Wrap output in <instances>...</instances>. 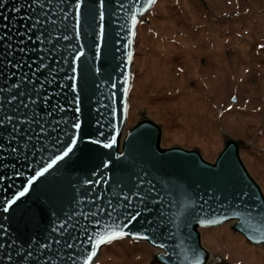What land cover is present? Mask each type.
I'll list each match as a JSON object with an SVG mask.
<instances>
[{
    "label": "water",
    "instance_id": "95a60500",
    "mask_svg": "<svg viewBox=\"0 0 264 264\" xmlns=\"http://www.w3.org/2000/svg\"><path fill=\"white\" fill-rule=\"evenodd\" d=\"M22 2L23 0H6L5 6L0 8V25H7L0 31V35L7 32L8 36L12 37L9 40L8 36H5V40L0 41V53H5V43L12 44L14 48L17 47L16 33L23 31L24 21L21 20L15 28L12 24H16L23 14L28 13L27 9L22 10L21 13L14 11L15 8L21 7ZM121 2L124 5L122 10L118 8L114 0H106L105 20L99 21L98 13L95 19L90 14L98 9V0H84L80 10L82 15L77 22L74 18L75 8L69 6L71 0H64L62 5L60 0H55L57 6L53 7L52 11L56 18L68 26L67 32L61 29L59 35L66 34L69 40L58 38L64 61L67 63L58 64L49 60L50 67H59L62 70L56 73V83L48 87L46 94L51 96L53 104L59 102L65 109L59 115L63 116L69 124L73 116L82 121V129L76 130L82 138L67 158L62 162L58 161L43 176L37 177L32 186H28L27 177L34 175V167L40 165L38 156L32 166L21 169L22 176L15 177L14 182L7 178L0 181V184L7 185L5 190L0 192V204L5 198H11L23 187H29L25 196L11 206L8 213H3L0 208V223L4 224L7 229L8 238L16 240L19 245L25 239H36L43 242L50 236L58 237V234L53 232L54 227L74 211L75 217L72 222L76 223L78 220L80 227L87 226L89 234L98 227L103 230L106 223L112 222L108 216L103 213L97 216L96 220L99 221L97 225L95 220L85 221L80 216V212H87L90 208L94 210V205L89 202L90 200L95 204L105 206L109 200L116 204L118 200L123 199L133 183L142 180L156 185L157 190L165 189L161 193L164 204L162 206L150 205L153 211L144 212L139 223L129 229L132 233H139L138 236L128 235L112 242L120 239L146 242L156 250L153 259L157 264H188L183 255L179 257L173 255L172 248L175 247L176 252H181V245L184 247L192 245L199 251L201 264H211L215 258L203 245L201 229L218 227L231 222L232 229L241 234L249 243L257 246L264 245L252 239L254 234L258 235V230L264 232V212L256 210L259 207L258 200L264 203V191L241 156V141L226 136L223 148L215 160L209 161L197 149L163 146L162 127L151 117L143 116L127 129L129 97L134 77L133 61L137 28L141 19L154 5L148 7L146 0H121ZM133 15L137 17L134 27L131 20ZM65 16L67 19H64ZM2 17H8V20ZM13 17L16 20H13ZM77 23L79 24V36L73 32ZM99 23L105 26V37L99 41L102 45L101 56L93 59L92 43L98 39ZM72 45H83L82 50L85 55L79 60L74 61V54H69ZM11 50L8 49V51ZM127 53L132 55L129 57ZM19 55L20 53L17 52L16 56L19 57ZM5 59L12 60L13 58L6 54L0 55V64H4ZM69 64L76 69L75 72ZM96 68L100 71L96 72ZM23 70L29 71L27 65ZM10 71L17 70L11 68ZM41 71L44 75L40 77V80L43 81L48 73L43 69ZM0 72H4V67H0ZM73 76L75 79H67ZM15 79L13 77V81ZM71 85H76V87L73 88ZM125 89L128 90L125 91ZM53 93L55 95H52ZM76 95L80 97L78 105L74 104ZM76 107L81 108L80 113L75 112ZM10 131V126L6 129L0 128V132L5 135ZM72 131L69 128L70 135ZM101 132L104 136L100 135ZM89 136L92 140L100 139L104 143H107L111 137H115L116 142L111 149H107L93 144L86 138ZM64 139L67 138L64 137ZM49 155L51 152L45 154V159ZM102 159L112 161L107 169L101 165ZM8 163L9 161H5V164ZM16 167L20 168L18 162ZM0 170L9 171L11 175L7 168ZM86 180L96 181V183L85 184ZM241 188L255 195L250 198H241L238 195ZM121 189L124 190L123 193ZM80 201L83 203H78ZM186 201H191V203L185 209V215L191 212L196 205L202 204V209L195 207L199 218L212 220L215 223L202 225L194 219L189 228L184 230L191 232L190 240L185 238L183 233L174 239L162 238L160 231L149 229L144 217L155 221L156 212L167 213L171 216L177 210L174 206L175 202L182 205ZM80 227L72 234L83 240L84 236ZM145 236L149 238L145 239ZM18 237L20 239H17ZM0 239L3 238L0 237ZM108 244L99 247L91 264L95 263L102 248ZM160 244L165 246L162 248ZM84 249V255L81 256L78 264H83L90 252L86 242ZM162 254L171 256V261L166 258L162 259Z\"/></svg>",
    "mask_w": 264,
    "mask_h": 264
},
{
    "label": "rangeland",
    "instance_id": "374dc122",
    "mask_svg": "<svg viewBox=\"0 0 264 264\" xmlns=\"http://www.w3.org/2000/svg\"><path fill=\"white\" fill-rule=\"evenodd\" d=\"M133 74L127 129L151 117L163 146L197 149L209 161L234 137L264 191V0H158L139 22ZM201 234L211 264H264V245L231 222ZM155 253L120 239L94 264H157Z\"/></svg>",
    "mask_w": 264,
    "mask_h": 264
},
{
    "label": "snow or ice",
    "instance_id": "6c2138e0",
    "mask_svg": "<svg viewBox=\"0 0 264 264\" xmlns=\"http://www.w3.org/2000/svg\"><path fill=\"white\" fill-rule=\"evenodd\" d=\"M5 2L6 0H0V8L5 6ZM114 2L119 9L122 10L124 8L121 0H114ZM155 2L156 0H146L148 7L153 6ZM63 3L64 0H60V4L62 5ZM83 4L84 0H71L69 5L75 8L74 18L77 22L81 18L82 13L80 10ZM55 6H57L55 0H23L21 7L15 8L14 11L21 13L22 10L27 9L28 13L23 14L16 24H12L13 28H15L21 20L24 21L23 31L16 33L18 37L16 41L17 47L14 48L12 44L5 43V53H0V55L6 54V56L13 58L12 60L5 59L4 64H0V67H4V72H0V81H2L0 83V128L11 127V131L6 135L0 132V169L7 168L11 173L9 175V171L0 170V181L7 178L9 181L14 182L15 177L22 176L21 169L26 166H32L33 161L38 156L40 165L34 167V175L27 177L28 186H32L33 181L37 177L43 176L58 161L62 162L67 158L82 138L76 132V130L82 129V121L78 117L73 116L69 124L63 116L59 115L65 109L59 102L53 104L51 96L46 94L48 87L56 83V73L62 70L59 67H50L49 60L58 64L61 62L67 63V61H64L58 38L69 40L68 35H59L61 29L66 33L68 26L62 20L56 18L52 11ZM98 6L96 12L90 14L95 19L98 13L99 21H104L106 0H98ZM61 11H63V8H61ZM2 18L8 20V17ZM64 19H67V17L65 16ZM13 20H16V18L13 17ZM131 20L134 27L137 17L133 15ZM5 27L7 25H0V31ZM73 32L79 36L78 23L73 28ZM5 36H8L7 32L0 35V41H4ZM19 37H23V39H19ZM104 37L105 26L99 23L98 39L92 43L93 59L101 56L102 45L99 41L103 40ZM8 39L11 40L12 37L8 36ZM29 41H31V44H29ZM8 49L12 50L8 51ZM82 49L83 45L71 46L69 54H74V61L85 55ZM17 52L20 53L19 57L16 56ZM127 55L130 57L132 54L127 53ZM13 60H15V63H13ZM25 65H27L29 71L23 70ZM69 67L72 68L73 72L76 71L71 64H69ZM11 68H15L17 71H10ZM42 69L48 73V76L43 81L40 80V77L44 75L41 71ZM95 71L99 72L100 69L96 68ZM5 73L7 74L6 76ZM13 77L16 78L14 81ZM67 79L72 80L75 77H67ZM71 87L75 88L76 85H71ZM113 87L116 86L113 85ZM127 90L125 89V91ZM52 95H55V93ZM79 103L80 97L76 95L74 104L78 105ZM75 112L80 113L81 108L76 107ZM69 128L73 130L71 135L69 134ZM100 135L104 136V133L101 132ZM64 137L67 139L65 140ZM86 138L93 144L107 149H111L116 142L115 137H111L107 143L100 139L92 140L90 136ZM105 139L108 138L105 137ZM49 152H51V155L45 159V154ZM5 161H9V163L5 164ZM17 162L20 165L19 169L16 167ZM111 163V160H101V165L106 169ZM95 183L96 181L92 180L85 181V184ZM146 183L147 186L145 187ZM6 187V184H0V192H3ZM28 191L29 187H23L11 198H5L0 204L3 213H8L10 207L15 205ZM123 191L121 189L122 193ZM164 191L165 189L163 188L157 190L156 185L141 180L138 183H133L127 194L123 196V199L118 200L116 204L109 200L105 206L104 204H95L94 201L90 200L89 202L94 205V210L90 208L87 212H80V216L85 221L95 220L97 225H99L96 217L100 216L101 213L112 220L111 223L104 225L103 230L98 227L91 234H89L87 226L80 227L78 220L76 223L72 222L75 217V211L73 214L66 216L65 219L60 220L54 227L53 232L57 233L58 237L50 236L43 242L36 239H25L17 245L16 240L8 238L7 229L4 224L0 223V237L3 238L0 239V253H2L0 254V264H78L81 256L84 255L85 242L90 252L85 257L83 264H91L101 245L111 243L115 239L128 235L138 236L139 233H132L129 229L139 223L144 212L153 211L150 205L162 206L164 204L161 198V193ZM238 195L241 198H250L255 194H250L241 188ZM199 199L203 200L202 197H199ZM257 202L259 203V207L256 209L257 212H264V203H260L259 200ZM78 203H83V201ZM190 203L191 201H186L181 205L179 202H175L174 206H176L177 210L171 216L167 213L156 212L155 221H150L147 217H144V219L150 230L161 232L162 238L174 239L183 233L184 237L190 240L191 232H185L184 230L189 228L194 219L202 225L215 223L212 220L199 218L195 207L202 209V204L196 205L191 212L185 215V209ZM53 215H55V212H53ZM113 217L115 219H112ZM78 227L83 233V240L79 236L72 234ZM144 238L147 239L149 237L145 236ZM17 239L20 238L18 237ZM252 239L257 240L258 243H264V232H259L258 230V235L254 234ZM164 246V244H160V247L163 248ZM180 247L181 252H176L175 247L172 248L173 255L177 257L183 255L188 264H201L200 254L196 247L192 245L187 247L181 245ZM161 258H166L168 261L172 259L167 254H162Z\"/></svg>",
    "mask_w": 264,
    "mask_h": 264
}]
</instances>
